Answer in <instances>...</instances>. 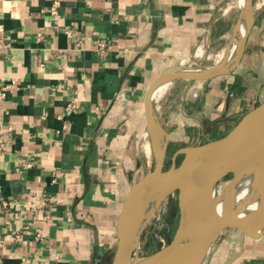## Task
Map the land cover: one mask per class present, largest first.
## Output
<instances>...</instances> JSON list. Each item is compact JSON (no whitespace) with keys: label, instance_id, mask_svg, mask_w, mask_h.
<instances>
[{"label":"crops","instance_id":"1","mask_svg":"<svg viewBox=\"0 0 264 264\" xmlns=\"http://www.w3.org/2000/svg\"><path fill=\"white\" fill-rule=\"evenodd\" d=\"M229 1L0 0V264L113 263L124 204L155 161L148 89L225 37ZM233 83L211 79L174 120L154 100L170 141L207 142L264 100ZM208 264H264V232L225 229Z\"/></svg>","mask_w":264,"mask_h":264},{"label":"water","instance_id":"2","mask_svg":"<svg viewBox=\"0 0 264 264\" xmlns=\"http://www.w3.org/2000/svg\"><path fill=\"white\" fill-rule=\"evenodd\" d=\"M252 19L242 39V48L236 60L228 67L221 64L208 70H191L184 68L183 63L165 69L150 85L145 108L149 130L165 136L161 154L155 156V167L136 182L127 197L119 219V243L112 264H132L134 258H140L141 264H187L192 252V243L202 240L194 251L199 255L208 253L211 246L220 238L227 228H238L243 233L259 238L264 232V196L257 208L243 213L244 205L236 203L234 190L244 171L253 163L264 159V137L259 142L251 141L248 135L255 130H264V100L248 111L239 122L223 137L208 141H200L197 145L185 146L177 151L170 167H166L167 150L170 142L168 131L159 121L154 108V92L169 77L171 81L178 79L208 80L231 72L240 62L246 47L249 34L254 24L253 0L248 2ZM239 153L233 161L232 154ZM185 154L181 164H177V156ZM201 160L194 165L195 158ZM232 172L231 206L224 207L220 215L214 212L211 198L215 195L218 181ZM179 192L180 219L177 230L170 243L150 256L138 255L134 249L140 241L145 223L147 206L155 198L157 192ZM138 248V247H137ZM193 251V252H194ZM192 252V253H193Z\"/></svg>","mask_w":264,"mask_h":264},{"label":"rangeland","instance_id":"3","mask_svg":"<svg viewBox=\"0 0 264 264\" xmlns=\"http://www.w3.org/2000/svg\"><path fill=\"white\" fill-rule=\"evenodd\" d=\"M253 11L254 24L246 42L244 54L239 64L231 72L223 76H225V83L226 80L232 79L234 82L233 84H235L237 88L242 85V89L245 88L246 97L248 96L249 98L257 93L262 99H264V1L253 0ZM241 13L238 0L229 1L225 5V23L222 24V27L225 28V37H213V44L210 43L208 44L209 46H199L202 47V52L197 53L196 49L192 56H189L185 60L176 64L183 63L184 68L191 70H208L216 66L218 64V53L231 43L229 34L230 32H233L237 26L238 21L241 18ZM207 81L210 82L211 79H178L173 81L166 93L159 99L160 103H165V112H163L164 116H167L169 119L172 117L173 113H178L184 106L187 107L188 103V108L191 111L197 110L194 105L191 106L192 102L202 95V91H205L204 86L207 85L206 83H209ZM242 91L244 92V90ZM246 108V110L249 109V107ZM217 114L219 113H215L214 117H222ZM243 114L245 113L239 114L238 112L233 114L232 118L228 120V126L226 128L225 125H223L222 128L220 125H215V127H213V129H215L214 133L212 134L211 132L205 140L207 142L213 141L226 135L239 122V120L243 117ZM174 119L170 118V120ZM164 126L165 129L168 128L166 127V124ZM199 133L200 132L198 131L194 139L188 140V142H196ZM181 144L182 143L180 142H175V140L170 141L167 150V168L171 166L173 155L176 154V150H180L185 147ZM184 158V153L178 155L176 159L177 164H181ZM155 164L156 161H154L152 169L155 167ZM233 176L234 174L232 172L226 173L218 181L217 187L222 189L223 186H225L233 178ZM178 201L179 192H172L166 197L159 210L157 209L155 211L150 221H145V225L140 235L139 245L135 247L134 253L138 250V255L150 256L157 253L170 243L175 235L180 219ZM210 251L211 249L205 255V264H208Z\"/></svg>","mask_w":264,"mask_h":264},{"label":"bare ground","instance_id":"4","mask_svg":"<svg viewBox=\"0 0 264 264\" xmlns=\"http://www.w3.org/2000/svg\"><path fill=\"white\" fill-rule=\"evenodd\" d=\"M250 0H238V4L241 8V18L238 21L237 26L235 27L233 32H230L229 37L231 39V43L229 46L224 48L220 53H218V64H221L222 67L230 66L238 57L240 50L242 48V39L246 34L249 24L252 19V13L248 9V2ZM264 1V0H261ZM199 48V47H198ZM202 47L199 49L198 53L202 52ZM173 81L169 77L164 79V81L157 87L154 92V100L160 99L169 88L170 84ZM148 142L145 144V149L149 154H161L164 143L166 141L165 136L151 130L148 131ZM248 137L251 141L257 143L264 137V130H255L252 131ZM239 153L235 152L232 154V160L236 161L239 158ZM154 158V157H153ZM201 160V157L195 158L193 164L196 165ZM215 195L211 198V206L213 207L214 212L222 215L224 213V207H229L228 205H232L231 203V183L230 181L223 186L222 189H219L217 186L215 188ZM168 192H157L155 194L154 200L147 206L145 221L148 222L154 215L155 211L161 207L162 203L165 201ZM236 203L239 205H244L243 213H248L253 211V209L257 208L261 200H263L264 196V159L260 162H255L251 164L243 173L241 178L236 184L234 190ZM145 224V223H144ZM202 240L196 241L197 243H192L190 249L192 252L197 248L198 244L200 245ZM139 239L137 238L136 243H139ZM189 255L187 259V264H205V254L202 256L198 254V250L194 251ZM140 258H134L131 262L132 264H141Z\"/></svg>","mask_w":264,"mask_h":264},{"label":"built area","instance_id":"5","mask_svg":"<svg viewBox=\"0 0 264 264\" xmlns=\"http://www.w3.org/2000/svg\"><path fill=\"white\" fill-rule=\"evenodd\" d=\"M100 45H101V47H104L105 44L104 43H101ZM6 89H8V86L3 87V90H6ZM2 95L3 96L5 95V92L4 91L2 92ZM0 139H1V137H0Z\"/></svg>","mask_w":264,"mask_h":264}]
</instances>
